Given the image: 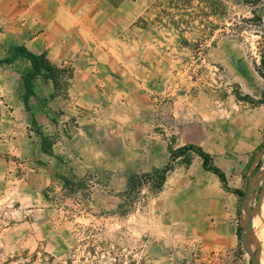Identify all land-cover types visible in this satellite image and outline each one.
Here are the masks:
<instances>
[{"label": "rangeland", "instance_id": "obj_1", "mask_svg": "<svg viewBox=\"0 0 264 264\" xmlns=\"http://www.w3.org/2000/svg\"><path fill=\"white\" fill-rule=\"evenodd\" d=\"M148 2L140 23L151 24L152 42L138 46V58L126 62L129 75L116 78V95L105 102L120 106L111 112L90 109L78 120L85 110L68 109L72 77L57 91L37 78L35 92L51 82L54 96L35 93L27 108L19 68L29 61L0 64V264H252L237 234L244 196H189L194 182L183 171L157 191L143 174L167 164L171 147L193 143L184 134L208 141L261 124L264 21L248 20L250 6L235 0H226L225 18L202 23L199 0ZM38 100L54 113L51 134L35 117L25 125L18 109ZM106 118L118 122L114 131ZM262 143L245 159L238 188L245 193ZM189 159L200 160L190 152L175 164L188 167ZM259 179L258 192L264 168ZM255 225L264 254V208Z\"/></svg>", "mask_w": 264, "mask_h": 264}, {"label": "crops", "instance_id": "obj_2", "mask_svg": "<svg viewBox=\"0 0 264 264\" xmlns=\"http://www.w3.org/2000/svg\"><path fill=\"white\" fill-rule=\"evenodd\" d=\"M150 10L148 0H0V46L4 47L5 57L12 54L10 49L24 45L34 53L46 54L54 64H70L73 79L69 88L71 101L68 109L77 114L85 110L77 115L81 120L90 115L87 110L101 112L105 109L111 112V106H120L115 102L109 105L105 98L110 97L111 101L115 97L116 78L129 75L126 62L138 58V46L141 50L152 42L147 36L150 35L151 24L143 26L140 23ZM22 59L17 57L14 66ZM24 66L19 70L27 72L30 62H24ZM41 82L36 86V94L38 98H45L54 90L51 82ZM30 105L29 111L24 104L18 108L23 112L25 125H29L35 117L45 132L51 134L57 126L51 107L44 106L40 100ZM105 121L111 122L113 131L115 124L118 127L114 118H106ZM260 121L261 124L250 122L245 130L234 131L231 138L219 136L206 141L207 137L195 139L191 132L184 134V138L211 153L215 163L226 173L229 185L239 188L246 157L263 142L261 125L264 126V118ZM61 155L66 156L67 151ZM159 165L161 163L155 167ZM182 171L194 182L193 185L198 184L196 189L191 186L189 196L199 191L210 202H223L226 195H236L227 191L217 176L213 177L202 167L201 158L197 164L192 162L188 167L177 162L166 183L173 186Z\"/></svg>", "mask_w": 264, "mask_h": 264}, {"label": "trees", "instance_id": "obj_3", "mask_svg": "<svg viewBox=\"0 0 264 264\" xmlns=\"http://www.w3.org/2000/svg\"><path fill=\"white\" fill-rule=\"evenodd\" d=\"M239 4H245L250 6L251 13L253 17L248 19L250 21H254L256 23L264 21V0H235ZM201 11L203 13L200 16V22L207 20L210 16H214L215 18H225L228 14V3L226 0H199V5ZM207 18H203V17ZM212 22V21H211ZM213 24V22H212ZM214 25V24H213ZM17 57H22L30 62V69L22 76L25 85V95L24 101L26 107H29L30 97L35 95V80L39 77L44 80L51 81L55 90H59L63 86H68V79L72 77L73 73L69 72L70 69H66L63 65L54 64L46 54H37L33 51L29 50L24 45H18L14 47V50L10 56H7L3 59H0V64H9L13 63ZM262 67L264 72V55L262 58ZM69 72V73H68ZM67 75H69L67 77ZM54 96V94H52ZM264 103V91L262 100ZM264 144V140L263 143ZM262 146V145H261ZM197 154L202 161V167L209 172L215 174L221 181L223 187L240 197L244 196L245 192L238 188H232L228 183V177L226 173L221 169L216 163L213 155L205 150L201 145H197L194 143L186 144L181 147L174 149L170 148V160L167 164L162 167H155L151 172H146L143 174L144 178L143 182L151 183L155 190L160 191L164 184L166 183L168 174L174 170L175 161L180 158L186 156L188 153ZM191 160L187 161V164H190ZM262 161L260 162L258 168L261 166ZM139 178L138 174H134L130 176L128 182V192L129 193L132 188H134L137 183V179ZM142 184V181H141ZM238 237L240 238V226L237 229Z\"/></svg>", "mask_w": 264, "mask_h": 264}, {"label": "water", "instance_id": "obj_4", "mask_svg": "<svg viewBox=\"0 0 264 264\" xmlns=\"http://www.w3.org/2000/svg\"><path fill=\"white\" fill-rule=\"evenodd\" d=\"M263 158L264 144L255 154L249 166L248 188L240 207V239L252 264H264L262 241L255 225V219L264 203V184L260 192L256 190L257 183L260 180L259 175ZM261 161V166L258 168Z\"/></svg>", "mask_w": 264, "mask_h": 264}, {"label": "bare ground", "instance_id": "obj_5", "mask_svg": "<svg viewBox=\"0 0 264 264\" xmlns=\"http://www.w3.org/2000/svg\"><path fill=\"white\" fill-rule=\"evenodd\" d=\"M262 168H264V164H263ZM263 208H264V203H263V205H262L261 210H262ZM261 210H260V211H261ZM256 219H257V217H256ZM256 219H255V223H256Z\"/></svg>", "mask_w": 264, "mask_h": 264}]
</instances>
